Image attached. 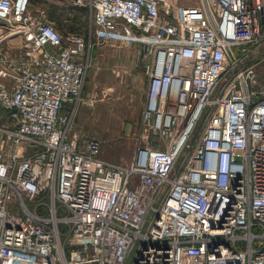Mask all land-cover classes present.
<instances>
[{
	"label": "built area",
	"instance_id": "1",
	"mask_svg": "<svg viewBox=\"0 0 264 264\" xmlns=\"http://www.w3.org/2000/svg\"><path fill=\"white\" fill-rule=\"evenodd\" d=\"M86 1L150 57L140 145L71 134L88 40L0 0V264H264V0Z\"/></svg>",
	"mask_w": 264,
	"mask_h": 264
},
{
	"label": "rangeland",
	"instance_id": "2",
	"mask_svg": "<svg viewBox=\"0 0 264 264\" xmlns=\"http://www.w3.org/2000/svg\"><path fill=\"white\" fill-rule=\"evenodd\" d=\"M179 1L182 4L196 2ZM50 2L52 4L48 5L43 0H30V9L36 13L44 12L47 21L49 11L56 9V14H63L57 15V21L52 24L60 32L74 31L88 37L82 93L80 98L68 102L67 106V113H73L71 134L76 133L80 140L98 139L101 144L100 158L128 164L140 145V118L149 82L147 63L140 49L143 42L130 41L127 44L120 38L102 40L97 37L98 26L90 16L86 0L81 5H77L75 0ZM53 2L59 3L54 5L56 8ZM75 6L83 10L79 16L75 14ZM20 47V39H5L0 43V52L19 51ZM260 73L261 83H264V63ZM166 189L167 186L162 194Z\"/></svg>",
	"mask_w": 264,
	"mask_h": 264
},
{
	"label": "crops",
	"instance_id": "3",
	"mask_svg": "<svg viewBox=\"0 0 264 264\" xmlns=\"http://www.w3.org/2000/svg\"><path fill=\"white\" fill-rule=\"evenodd\" d=\"M43 2H46V3H48V5H51L52 4V2H50V0H43ZM57 2H53V5H58V4H56ZM196 3H199V1L198 0H196V2L194 3V4H196ZM78 5V4H77ZM86 6L88 7V10H89V13H90V16H91V12H90V8H89V6L86 4ZM75 8H76V10L77 11H75V14H77L78 16H79V13H81L83 10H82V8L81 7H77V6H75ZM73 10V9H72ZM85 12V11H84ZM92 17V16H91ZM48 18H49V22L50 23H54V21H57V16H55V15H53L52 14V12L51 11H49V13H48ZM56 27V26H55ZM64 35H67V34H70V33H79V32H74V31H65V32H62ZM79 34H81V35H83L86 39H88V37L85 35V34H82V33H79ZM90 37H91V32H90V34H89V39H90ZM141 51L143 52V54H144V57H145V60H146V63L149 61V59H150V57L146 54V52L144 51V46L141 44ZM10 52H15L14 50H10ZM260 70H261V65H260V68H259ZM259 70V71H260ZM261 74V73H260ZM262 77H263V79H264V75H262ZM67 106H68V102L67 103H65V105H64V107H63V109H62V114H68L67 113ZM64 110H66V113H63V111Z\"/></svg>",
	"mask_w": 264,
	"mask_h": 264
},
{
	"label": "trees",
	"instance_id": "4",
	"mask_svg": "<svg viewBox=\"0 0 264 264\" xmlns=\"http://www.w3.org/2000/svg\"><path fill=\"white\" fill-rule=\"evenodd\" d=\"M53 6H54V5H53ZM54 7L56 8L57 6H54ZM56 13H57V11H56V9H54V11L52 12V14L55 15V16H57L58 14H56ZM62 14H63V13H62ZM62 14H59V15H62ZM59 15H58V16H59ZM57 18H58V17H57Z\"/></svg>",
	"mask_w": 264,
	"mask_h": 264
}]
</instances>
